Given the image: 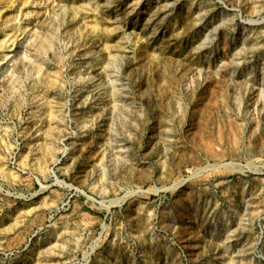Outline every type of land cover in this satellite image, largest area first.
I'll use <instances>...</instances> for the list:
<instances>
[{"label":"rangeland","instance_id":"obj_1","mask_svg":"<svg viewBox=\"0 0 264 264\" xmlns=\"http://www.w3.org/2000/svg\"><path fill=\"white\" fill-rule=\"evenodd\" d=\"M0 264H264V0H0Z\"/></svg>","mask_w":264,"mask_h":264}]
</instances>
